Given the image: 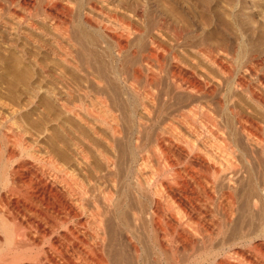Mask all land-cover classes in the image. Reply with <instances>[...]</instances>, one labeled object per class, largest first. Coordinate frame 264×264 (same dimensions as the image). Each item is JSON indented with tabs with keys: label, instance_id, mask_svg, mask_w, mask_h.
<instances>
[{
	"label": "bare ground",
	"instance_id": "6f19581e",
	"mask_svg": "<svg viewBox=\"0 0 264 264\" xmlns=\"http://www.w3.org/2000/svg\"><path fill=\"white\" fill-rule=\"evenodd\" d=\"M114 4L51 16L62 54L0 35V264H264V51Z\"/></svg>",
	"mask_w": 264,
	"mask_h": 264
},
{
	"label": "rangeland",
	"instance_id": "374dc122",
	"mask_svg": "<svg viewBox=\"0 0 264 264\" xmlns=\"http://www.w3.org/2000/svg\"><path fill=\"white\" fill-rule=\"evenodd\" d=\"M114 2L115 0H0V35L7 34V36L9 35L14 40L17 38V43L20 42V46L24 43L22 45L24 47H29L30 45V47H32L34 45V47L39 48V43H34V40H37L40 43L43 42L42 44L45 46L48 44L47 47L51 45L50 48H55V50L57 48V52L62 54L59 46L51 40V37L57 38L62 42L64 40L57 35L58 33L55 32V30L53 31V29L49 27V24L53 22V20L58 22L62 19H68L67 23H69V25H67L73 26L70 27L71 33L77 30V25L83 24L82 26L86 28L87 32L91 31L89 33H92L94 37L98 36L96 33L97 31H94L92 26H90L91 24L96 25L98 22H107L104 20L110 21L111 18L107 17H110L111 14L114 13L117 15L123 12L116 8ZM142 2L146 6L144 14L145 23L149 24V20L155 22L158 18V20L163 18L166 19V21L170 19V23L189 28L192 33L188 42L189 40L191 43L192 41L193 43L195 42V44H203V42H205L204 44L207 43V45H211L214 48L226 42L236 46L243 44L249 48L250 52L248 55L257 51H264V0H142ZM94 3L97 5L98 10H92L90 8ZM120 15L117 16L121 19H130L127 13ZM51 16H54L52 17L54 18L53 20H50ZM88 16L92 17V22L91 24L88 22L89 24L87 23L88 25L85 26L84 24L87 22ZM151 22L152 21H150V23ZM20 38H22V40ZM30 39L34 42H31ZM24 40H26V42H24ZM165 41L168 47H172V45H169L171 44L169 40H164V42ZM142 47L141 48L144 50L145 47L143 45ZM182 48L183 47L179 46V48L176 47V50L183 52ZM75 52L76 50L73 53L76 54ZM225 57H228V59L231 58L230 55ZM166 67L168 69L170 68L168 61ZM261 75V73H253L251 75V87L256 84L257 79L260 78ZM12 78L4 80L5 84L0 83V86L2 85V88L0 87L1 89L4 91L7 89L5 94H1L0 92V95L4 98L7 93L5 98H9H7V100H9L8 102H16L15 104H17L19 98L14 97L16 94L13 91L14 85L12 84ZM142 78H144V80ZM139 80L138 84L140 87L143 88L146 86L145 74H143V76L141 75ZM8 90L12 92H8ZM238 95L241 101L244 100L240 93ZM182 96L183 95H180L177 99L180 101L183 98V101L181 100L182 102L179 103L183 105L187 101V96ZM3 98H1V101H3ZM5 98L4 100H6ZM184 98H186V100ZM237 104L241 107L239 103ZM0 114H10L7 107L1 103ZM149 170V168H145L144 172L149 173Z\"/></svg>",
	"mask_w": 264,
	"mask_h": 264
}]
</instances>
